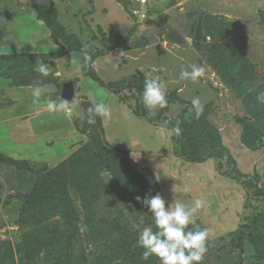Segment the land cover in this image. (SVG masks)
<instances>
[{
  "label": "rangeland",
  "instance_id": "374dc122",
  "mask_svg": "<svg viewBox=\"0 0 264 264\" xmlns=\"http://www.w3.org/2000/svg\"><path fill=\"white\" fill-rule=\"evenodd\" d=\"M142 1L0 0V47L7 40L15 45L17 35L52 34L60 49L58 56L34 59L0 52V264H160L154 255L142 259L137 244L145 227L158 229L136 197L157 193L166 206L180 201L190 209L196 198L203 201L195 224L185 229L210 230L200 264H264V104L256 99L264 90V0ZM49 7L96 58L94 70L105 83L139 75L164 82L166 105L146 108L154 122L142 119L161 133L155 154L137 158L112 147L98 115L88 123L48 109L49 98L59 103L67 79L54 80L48 65L42 75L37 61L49 64L54 57L61 69L74 53L75 76L85 56L40 19L39 10ZM201 17L206 42L195 40ZM192 65L203 66L204 75L197 82L180 79ZM71 81L69 106L81 116L93 104L90 96L99 101L112 93L89 77ZM50 83L58 92L42 89L38 100L19 102L23 92L32 96L34 87ZM133 94L121 92L134 108L139 95ZM194 98L204 105L199 118ZM59 123L68 138L57 132ZM213 130L242 177L225 173L227 160L189 163L175 156L173 136L178 146L188 138L202 143ZM60 165L64 179L59 189L52 187L60 196L51 199L49 191H55L43 178ZM37 189L40 197L29 200ZM253 244L262 252L256 254Z\"/></svg>",
  "mask_w": 264,
  "mask_h": 264
},
{
  "label": "clouds",
  "instance_id": "9594fccd",
  "mask_svg": "<svg viewBox=\"0 0 264 264\" xmlns=\"http://www.w3.org/2000/svg\"><path fill=\"white\" fill-rule=\"evenodd\" d=\"M89 57L85 53V59ZM73 60V63H77ZM192 70H182L180 79L197 82L205 73V68L199 65H192ZM36 71L44 76L49 73L47 64L43 61H37ZM166 85L163 81L146 78L144 90L142 93L143 104L149 111L156 107H164L167 103L165 95ZM32 96L38 98L41 96V89L34 87ZM259 103L264 104V90L260 91L256 97ZM37 101L34 100V103ZM195 116L199 118L203 112L204 105L199 98L191 101ZM47 107L50 111L61 112L66 118L71 119L75 115L82 120L87 119L88 123L94 122V116H100L102 119H110L111 112L104 102H95L87 109V113L80 115L74 107L69 106V101L60 99L59 103L49 98ZM177 135L180 134V128L173 130ZM173 191H176L174 188ZM136 200L147 207L154 216L155 226L158 231H153L152 227H145L139 234L137 244L144 251L142 259L147 260L150 256H156L160 264H200L208 251V240L210 230L199 229L196 231H186L189 224H195L194 214L203 207V201L200 198L194 200V207L188 206L180 201L175 205L166 206L165 199L157 193L151 197L137 196Z\"/></svg>",
  "mask_w": 264,
  "mask_h": 264
},
{
  "label": "crops",
  "instance_id": "0c3cea01",
  "mask_svg": "<svg viewBox=\"0 0 264 264\" xmlns=\"http://www.w3.org/2000/svg\"><path fill=\"white\" fill-rule=\"evenodd\" d=\"M52 37V34H21L19 36L17 35L15 36L16 44L12 45L13 42L10 43L9 40H7V42H5L6 46L0 47V52H4L6 53V55L15 54L28 56L32 59L35 58L34 56L46 57L47 55L52 54H56L58 56L57 53L60 52V49L53 44ZM73 54L69 53L66 55L64 66L61 69L59 68V66L55 67L56 60L54 57L51 58V60L48 62L49 64L47 65L50 66V71L53 72L52 75L54 77V80L64 81L65 79H67V81H71L78 78L81 79V77L83 79L87 78L81 68L82 62L80 63V67L78 70L79 74L75 76L72 75ZM96 63V61L93 63V69H95V66L97 65ZM40 89L41 93L42 89L43 93L46 91L49 93L58 92L57 86L54 83L46 84L43 88ZM26 92H23L20 95L19 102L26 103L33 101V99H31V97L33 96L26 94ZM104 93L102 98L99 99V101L96 100L93 96L89 97L87 95V97H89V100L92 103L104 102L111 112L110 119L101 118L107 142L112 147L118 150L130 153L133 157L139 158L141 156H149L151 154H155L162 143V141L160 142L161 133L158 128L138 117L129 107L128 104H125L120 101L117 95L111 92L107 94ZM53 98L55 99L56 95H54ZM59 127H62V129H57V132L60 133L62 136V131H65L64 138H68V130L65 129V124L59 123ZM141 159L143 160L144 158Z\"/></svg>",
  "mask_w": 264,
  "mask_h": 264
},
{
  "label": "trees",
  "instance_id": "16d2710c",
  "mask_svg": "<svg viewBox=\"0 0 264 264\" xmlns=\"http://www.w3.org/2000/svg\"><path fill=\"white\" fill-rule=\"evenodd\" d=\"M39 16L41 20L45 21L49 30L55 33V35H59L60 39L68 45L70 50L83 52L84 55L85 53L87 54L85 48L81 44L80 38L76 34L66 33L65 27L61 25V23L57 19L58 12L55 8L49 7L45 10H39ZM58 43L62 47H65L60 41ZM87 56L89 57L88 54ZM95 60L96 58H93V57H89L88 59H85V56H84L82 63H81V68L83 70L84 75L93 79L96 83H98L102 87H105L111 90L112 93L119 96L120 101L125 104L129 105V99L125 96H121L122 91L126 89H129V91L131 92L133 91L134 98H137L134 96L135 93H137L139 95L137 106L133 108L131 107V105H129V107L141 119H146V120H149L150 122H154L151 118H149V115L146 114V107L143 104V101L141 99L142 93L144 90V82L146 79L145 76L139 75V76L129 77V78H126L118 82L105 83L98 76L95 70L92 68V65L95 62ZM210 135L212 137H210V139L208 140L202 141V143L195 141V139L193 138H188L185 144L181 143L179 146H178L179 141H180L179 137L173 136L172 141L175 144V148H174L175 156H177L178 158L184 159L189 163H202L210 159H213L217 162L219 161L224 162L225 160H227L228 169L225 170L226 171L225 173H228V171L231 170L232 173L230 174H234L236 177H238L239 175L242 177V174L237 168L236 161L234 160L233 157L229 155L227 149L223 147L219 137L215 135L214 130L212 133H210ZM143 169L147 172H150V170L148 169H145V168ZM41 171L46 172L47 170L46 168H42ZM63 174H64V166L60 165L55 170H52L46 173L45 177L43 178V180H45L44 184L47 185V187L50 188L51 190L55 191V192H51L47 190V192L49 191L51 193L50 195L51 199H53L55 196H60L59 190H54L52 187L59 189V186L61 184L60 179L62 178L64 179ZM151 176L153 178V181L155 182V185L158 188L159 184H158V181L156 180V177L152 173H151ZM41 194H42L41 191H38L37 189L33 192V195L30 197L29 200H32L34 198L36 200L40 197ZM33 208L36 209L35 206ZM253 245L255 247L256 254L262 252L261 248L258 249L256 244H253Z\"/></svg>",
  "mask_w": 264,
  "mask_h": 264
},
{
  "label": "water",
  "instance_id": "95a60500",
  "mask_svg": "<svg viewBox=\"0 0 264 264\" xmlns=\"http://www.w3.org/2000/svg\"><path fill=\"white\" fill-rule=\"evenodd\" d=\"M195 40L199 42H206L207 38L203 34V17L199 19L198 26L196 28ZM75 97V87L72 81L64 82L62 85L61 93L58 95V100L64 99L71 103Z\"/></svg>",
  "mask_w": 264,
  "mask_h": 264
},
{
  "label": "built area",
  "instance_id": "2783aa9c",
  "mask_svg": "<svg viewBox=\"0 0 264 264\" xmlns=\"http://www.w3.org/2000/svg\"><path fill=\"white\" fill-rule=\"evenodd\" d=\"M143 4H145L146 2H144V0L142 1ZM138 14V12H136Z\"/></svg>",
  "mask_w": 264,
  "mask_h": 264
}]
</instances>
